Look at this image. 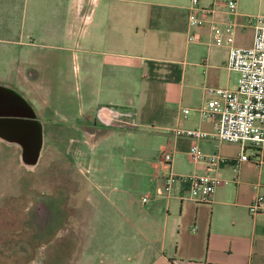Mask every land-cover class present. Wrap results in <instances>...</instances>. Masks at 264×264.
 Returning <instances> with one entry per match:
<instances>
[{
    "label": "crops",
    "instance_id": "1",
    "mask_svg": "<svg viewBox=\"0 0 264 264\" xmlns=\"http://www.w3.org/2000/svg\"><path fill=\"white\" fill-rule=\"evenodd\" d=\"M190 2L97 0L93 16L97 8L99 13L88 20L95 22V30H84V40L94 43L95 49L84 48L85 88L80 106L74 108L63 69L70 47L63 48L67 54L54 50L55 33H38L33 24L37 20L25 17L31 23V37L39 34L37 49L26 62L17 60L9 80L0 85L14 87L35 108L44 127L40 161L49 146L60 156L70 157L68 132L72 130L97 135L91 141L81 140L82 173L94 183L96 197L125 201L128 222L137 223L145 234L140 264H264V213L248 212L253 197L264 192V151L260 163L238 161L241 145L218 140L212 122L199 117L196 109L208 98L206 88L233 87L235 71L226 67L227 33L218 46L212 43L207 26L189 25ZM212 2L199 0V5ZM263 4L264 0H238V13L232 16L233 44L252 43L254 32L248 18ZM225 19L222 6L210 16L222 31ZM66 34L70 41L71 33ZM188 35L194 40L188 41ZM18 85L40 99L39 107ZM105 107L130 110L136 126L102 131L95 115ZM184 108L190 109L186 116ZM145 114L155 119L154 124L144 119ZM175 127L207 132L196 141L200 149L224 160L217 166L190 161L187 152L194 140L173 134ZM53 135L60 136L57 145L49 144ZM0 143L20 164L19 147ZM163 152L172 154L168 165L161 161ZM163 171L178 178L170 193L157 195ZM205 173L228 181L215 189L209 201L191 197L190 185L183 180ZM136 191L141 194L137 200ZM145 192L151 198L143 203ZM150 246L158 251L153 258Z\"/></svg>",
    "mask_w": 264,
    "mask_h": 264
},
{
    "label": "rangeland",
    "instance_id": "2",
    "mask_svg": "<svg viewBox=\"0 0 264 264\" xmlns=\"http://www.w3.org/2000/svg\"><path fill=\"white\" fill-rule=\"evenodd\" d=\"M96 1L0 0V82L9 80L17 60H29L31 52L37 49L34 45L39 42L38 33H55L54 50H65L66 46L71 50L63 66L68 77L65 89L74 103L72 108L79 107L85 88L82 85L84 48L95 49L94 43L84 40V33L95 30V22L91 23L92 18L88 20L91 14L95 18L99 13L97 8L93 16ZM253 15L264 16V4ZM25 17L37 20L33 24L38 33L32 37L31 23ZM67 31L71 33L70 41ZM237 79L235 72V84ZM18 86L39 107L40 99L31 95L24 85ZM144 119L154 124L155 119L150 115L145 114ZM98 124L102 131L136 126L116 121ZM68 134L72 138L70 157L63 164L60 175H57V167L52 166L60 156L56 148L47 147L39 165L28 171L19 164L13 152L0 143V264H140L145 234L137 223L134 226L128 222L125 201L121 204L116 197H96L94 183L88 182L82 173L84 143L81 140L89 138L91 141L97 135L90 137L78 129ZM59 137H49V144L57 145ZM140 191L134 193L136 200L141 196L137 194ZM41 194L53 202L51 208L48 207L51 212L47 208L42 210L41 203H36L48 200L38 197ZM144 196L151 198L146 192ZM4 198L7 200L3 206ZM31 207L29 214L26 208ZM53 213L54 228L41 239L34 240L31 236L34 230L28 225V219L31 217L29 220L37 224L41 220H51ZM150 249L153 258L158 251L153 246Z\"/></svg>",
    "mask_w": 264,
    "mask_h": 264
},
{
    "label": "built area",
    "instance_id": "3",
    "mask_svg": "<svg viewBox=\"0 0 264 264\" xmlns=\"http://www.w3.org/2000/svg\"><path fill=\"white\" fill-rule=\"evenodd\" d=\"M218 6L225 8L226 27L220 29L210 16ZM238 13V0H213L206 7L199 5V0H191L188 23L191 26H207L211 41L215 45H222L227 33L229 42L227 69L238 73V79L233 87H208L205 92L208 98L197 107L201 119H207L215 127V135L220 141L235 142L241 145L238 161L260 163V155L264 151V16L251 15L249 25L253 28V40L250 45L240 46L232 43V16ZM188 41L194 37L188 35ZM184 116L190 113L189 108L182 109ZM132 112L126 108L105 107L96 112V121L106 124L110 121L136 124ZM173 134L186 136L194 140L188 149L190 161L206 162L217 166L224 160L219 154H205L197 144V140L205 138L207 132L199 128L175 127ZM161 161L168 165L172 159L171 152H163ZM172 172L161 177L157 194L170 193L173 183L177 180ZM190 185V196L209 201L215 189L228 181L211 174H190L183 177ZM149 197L144 196L143 202ZM248 212L252 215L264 213V192L256 194L248 205Z\"/></svg>",
    "mask_w": 264,
    "mask_h": 264
},
{
    "label": "water",
    "instance_id": "4",
    "mask_svg": "<svg viewBox=\"0 0 264 264\" xmlns=\"http://www.w3.org/2000/svg\"><path fill=\"white\" fill-rule=\"evenodd\" d=\"M0 141L19 147L20 164L33 171L45 145L44 127L33 105L17 89L0 85Z\"/></svg>",
    "mask_w": 264,
    "mask_h": 264
},
{
    "label": "flooded vegetation",
    "instance_id": "5",
    "mask_svg": "<svg viewBox=\"0 0 264 264\" xmlns=\"http://www.w3.org/2000/svg\"><path fill=\"white\" fill-rule=\"evenodd\" d=\"M29 173V172H28ZM37 195V194H36ZM38 197H40L41 199H43V198H47L48 200L47 201H45V200H39L38 202H36V203H38L39 205H40V203H41V207H39V208H41L42 210H44L45 208H47V210L49 209V211H50V208H51V206H52V203L53 202H50L49 201V199L50 198H48V197H44V195H42L41 194V196L39 195ZM49 205H50V208H48L49 207ZM32 210V207H31V209L30 208H26V212L28 213L29 212V214H31L30 212H32L31 211ZM51 212V211H50ZM31 218V217H30ZM29 218V219H30ZM54 218H55V215H54V213L53 214H51V220H41V222H37V224L36 223H34V222H31L29 219H28V221H29V223H28V225L34 230V233L31 235V236H33V239L34 240H39V239H41V237L42 236H44L47 232H49L50 230H52L53 228H54ZM25 221V220H24ZM26 225V224H25ZM24 224H23V227L25 226ZM25 228V227H24Z\"/></svg>",
    "mask_w": 264,
    "mask_h": 264
},
{
    "label": "trees",
    "instance_id": "6",
    "mask_svg": "<svg viewBox=\"0 0 264 264\" xmlns=\"http://www.w3.org/2000/svg\"><path fill=\"white\" fill-rule=\"evenodd\" d=\"M67 159H68V157H66V156H58V159H56L54 162H53V164H52V166H55V168L57 167V169H58V173H57V175H60L61 174V172H63V169H64V163H65V161H67ZM68 162V161H67ZM53 174H55V173H53ZM30 176V175H29ZM38 176V175H37ZM21 180H23V178H21ZM22 182V181H21ZM32 189V188H31ZM6 200H7V198H4L3 199V206L6 204Z\"/></svg>",
    "mask_w": 264,
    "mask_h": 264
}]
</instances>
